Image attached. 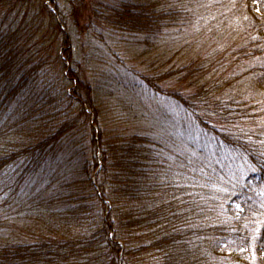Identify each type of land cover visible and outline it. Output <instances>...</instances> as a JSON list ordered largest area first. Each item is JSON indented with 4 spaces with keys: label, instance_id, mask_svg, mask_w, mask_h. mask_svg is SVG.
I'll return each instance as SVG.
<instances>
[{
    "label": "trees",
    "instance_id": "16d2710c",
    "mask_svg": "<svg viewBox=\"0 0 264 264\" xmlns=\"http://www.w3.org/2000/svg\"><path fill=\"white\" fill-rule=\"evenodd\" d=\"M49 1L0 0V264H264V0Z\"/></svg>",
    "mask_w": 264,
    "mask_h": 264
},
{
    "label": "rangeland",
    "instance_id": "374dc122",
    "mask_svg": "<svg viewBox=\"0 0 264 264\" xmlns=\"http://www.w3.org/2000/svg\"><path fill=\"white\" fill-rule=\"evenodd\" d=\"M56 2H58V4H60L62 6V0H56V1L51 0V1H49V7L51 9H54ZM98 30L100 31V29H98ZM104 37L106 39L105 42H107L109 45H112L114 47V51H113V49H111L110 47H107L105 45V43L102 42V37H96L95 34L90 35V36L84 35L83 38L81 39V41H82V43L87 41L88 45H90V47H89V50L87 51V48L81 43L79 50L82 53H88V54H93L95 52L94 50H96L100 53V55L97 56L98 59H100L99 61H101L103 59L110 60L107 64V66H105L103 68V69H106L105 73L102 76H100L99 78L102 80V82H105L106 78H108V76H110V79L108 78L106 80L107 96H113L114 95L115 97L122 99L123 90L127 87V83H128L126 77L132 76L131 71H130V67L127 66V64H129L131 61V56L128 53H131V52L134 53V52L132 51V47H131V49L127 48V46H128L127 42H122L121 44L118 43L119 44V46H118V44L115 41L116 38H113V37L108 38L107 34ZM114 55H115V57H113ZM117 55H119L121 57L118 58V57H116ZM137 70H139L138 66H137ZM98 72L100 73V71H98ZM122 79L124 80L125 84L121 85L120 83L122 82ZM110 93L113 95H111ZM152 96L150 95V97L146 98V102H148L146 105L152 106L153 104H156V103L163 105V102H164L163 99L157 98V100H156L154 95H152ZM114 100H115V98H114ZM156 106H157V104H156ZM146 120H147V118H144V121H146ZM161 120H163V119H161ZM168 123L169 122H163V125L166 126Z\"/></svg>",
    "mask_w": 264,
    "mask_h": 264
}]
</instances>
